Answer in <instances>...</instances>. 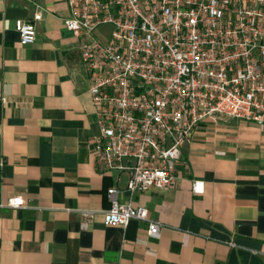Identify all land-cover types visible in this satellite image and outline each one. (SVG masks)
I'll return each instance as SVG.
<instances>
[{"label":"crops","instance_id":"0c3cea01","mask_svg":"<svg viewBox=\"0 0 264 264\" xmlns=\"http://www.w3.org/2000/svg\"><path fill=\"white\" fill-rule=\"evenodd\" d=\"M36 10L23 45L14 22ZM68 16L65 0H0V264H264V125H201L169 190L130 195L91 155L97 112ZM113 187L158 237L146 222L105 224ZM14 197L23 206L5 208Z\"/></svg>","mask_w":264,"mask_h":264},{"label":"built area","instance_id":"2783aa9c","mask_svg":"<svg viewBox=\"0 0 264 264\" xmlns=\"http://www.w3.org/2000/svg\"><path fill=\"white\" fill-rule=\"evenodd\" d=\"M65 1L97 112L91 155L127 176L125 192L169 190L186 167L183 145L207 122L264 125V0ZM41 20L36 10L14 22L21 44L35 43ZM106 193V225L146 222L158 237L161 223L145 207L119 203L116 187ZM22 206L20 197L4 205Z\"/></svg>","mask_w":264,"mask_h":264}]
</instances>
